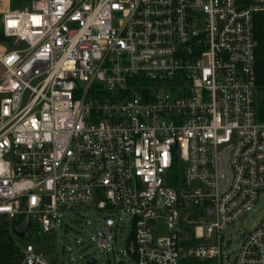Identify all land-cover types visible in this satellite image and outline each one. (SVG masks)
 Segmentation results:
<instances>
[{
	"label": "built area",
	"instance_id": "1",
	"mask_svg": "<svg viewBox=\"0 0 264 264\" xmlns=\"http://www.w3.org/2000/svg\"><path fill=\"white\" fill-rule=\"evenodd\" d=\"M259 13L264 0H0V216H29L38 237L107 209L100 247L130 223L115 264H264V219L236 253L224 236L264 210ZM22 254L53 264L34 243Z\"/></svg>",
	"mask_w": 264,
	"mask_h": 264
},
{
	"label": "rangeland",
	"instance_id": "2",
	"mask_svg": "<svg viewBox=\"0 0 264 264\" xmlns=\"http://www.w3.org/2000/svg\"><path fill=\"white\" fill-rule=\"evenodd\" d=\"M2 72L3 68L0 65V76ZM262 210V207H256L226 229L224 232L225 243L228 244L230 252L236 253L242 238L241 235L249 233L264 219V210ZM108 215L107 209L99 210L93 206H79L71 212L64 213L61 217L60 228L55 229V232L49 235L38 236L39 240L45 243V246L42 247L43 252L53 261V264H87L90 256L98 259L99 262L96 264H115V252L123 253L126 250L131 230L127 219L121 222L116 221V226L110 231L114 246L109 249L100 247L97 230L103 227V219ZM34 228L31 227L27 231L22 238L24 243L20 246L23 247L28 238L35 237Z\"/></svg>",
	"mask_w": 264,
	"mask_h": 264
},
{
	"label": "trees",
	"instance_id": "3",
	"mask_svg": "<svg viewBox=\"0 0 264 264\" xmlns=\"http://www.w3.org/2000/svg\"><path fill=\"white\" fill-rule=\"evenodd\" d=\"M255 39L258 41L256 50V73H257V105L259 106V115L264 120V13H259L254 17ZM2 33L0 32V41ZM150 85V81L143 80V83H135L134 88ZM24 215H16L12 217L0 216V264H21L22 262V246L24 241L14 234V229L19 227L24 221ZM35 227V226H33ZM36 231V227L34 228ZM25 244L34 243L42 249L45 243L39 240V237L28 238Z\"/></svg>",
	"mask_w": 264,
	"mask_h": 264
},
{
	"label": "water",
	"instance_id": "4",
	"mask_svg": "<svg viewBox=\"0 0 264 264\" xmlns=\"http://www.w3.org/2000/svg\"><path fill=\"white\" fill-rule=\"evenodd\" d=\"M30 228H31L30 217L27 216V217L24 219V221L22 222V224H21L19 227H17L16 229H14V234H15L18 238L22 239V238L26 235L27 231H28ZM96 262H97V259L94 258V257H92V258H90V259L88 260V264H93V263H96Z\"/></svg>",
	"mask_w": 264,
	"mask_h": 264
}]
</instances>
